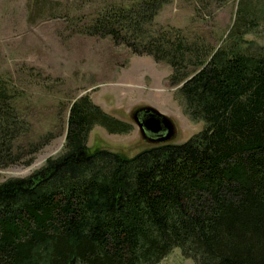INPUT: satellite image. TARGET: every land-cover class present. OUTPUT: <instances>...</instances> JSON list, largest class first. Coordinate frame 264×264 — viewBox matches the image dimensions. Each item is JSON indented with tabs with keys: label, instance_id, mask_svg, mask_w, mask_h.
Returning <instances> with one entry per match:
<instances>
[{
	"label": "trees",
	"instance_id": "obj_1",
	"mask_svg": "<svg viewBox=\"0 0 264 264\" xmlns=\"http://www.w3.org/2000/svg\"><path fill=\"white\" fill-rule=\"evenodd\" d=\"M79 1L94 7L77 32L165 63L183 113L204 127L132 156L89 151L93 126L132 125L87 94L73 99L60 154L0 182V264H160L175 247L192 264H264V54L155 25L166 0ZM251 14L240 0L231 31H247ZM11 91L0 79V166L28 165L51 134L14 150L24 129Z\"/></svg>",
	"mask_w": 264,
	"mask_h": 264
},
{
	"label": "rangeland",
	"instance_id": "obj_2",
	"mask_svg": "<svg viewBox=\"0 0 264 264\" xmlns=\"http://www.w3.org/2000/svg\"><path fill=\"white\" fill-rule=\"evenodd\" d=\"M47 1L59 4L0 0V79L12 89V104L24 129L13 142L14 150L25 153L29 144L51 134L28 165L0 166V182L28 177L60 154L67 108L82 94L132 125L126 134H108L93 126L86 142L89 151L104 148L132 156L149 146L129 117L142 105L154 107L172 121L175 136L170 143H181L202 130V121H192L183 113L177 86L168 84L170 70L165 63L132 54L108 38L77 32L94 6H82L79 0ZM239 1L166 0L153 22L179 28L188 41L212 48L231 42L264 54V0H245L252 13L247 17L254 24L242 34L231 31ZM160 264H192V260L175 247Z\"/></svg>",
	"mask_w": 264,
	"mask_h": 264
},
{
	"label": "water",
	"instance_id": "obj_3",
	"mask_svg": "<svg viewBox=\"0 0 264 264\" xmlns=\"http://www.w3.org/2000/svg\"><path fill=\"white\" fill-rule=\"evenodd\" d=\"M139 137L149 145L169 143L175 136L172 121L163 113L149 105L134 108L129 115Z\"/></svg>",
	"mask_w": 264,
	"mask_h": 264
}]
</instances>
